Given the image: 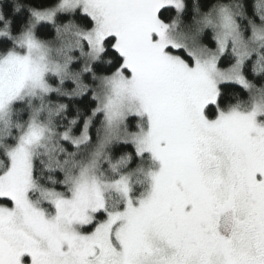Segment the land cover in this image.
Segmentation results:
<instances>
[{
  "label": "snow or ice",
  "instance_id": "6c2138e0",
  "mask_svg": "<svg viewBox=\"0 0 264 264\" xmlns=\"http://www.w3.org/2000/svg\"><path fill=\"white\" fill-rule=\"evenodd\" d=\"M0 264H264V0H0Z\"/></svg>",
  "mask_w": 264,
  "mask_h": 264
},
{
  "label": "trees",
  "instance_id": "16d2710c",
  "mask_svg": "<svg viewBox=\"0 0 264 264\" xmlns=\"http://www.w3.org/2000/svg\"><path fill=\"white\" fill-rule=\"evenodd\" d=\"M19 3H23V0H18Z\"/></svg>",
  "mask_w": 264,
  "mask_h": 264
}]
</instances>
